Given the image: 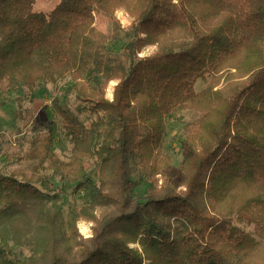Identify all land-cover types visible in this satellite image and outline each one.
<instances>
[{"label":"trees","instance_id":"1","mask_svg":"<svg viewBox=\"0 0 264 264\" xmlns=\"http://www.w3.org/2000/svg\"><path fill=\"white\" fill-rule=\"evenodd\" d=\"M35 1L0 0V93L32 103L52 83L71 158L55 124L3 158L27 167L0 173V264H264V0H61L49 13ZM122 6L134 21L116 22L120 53L94 24ZM147 44L158 52L139 56ZM185 108L200 114L176 173L163 149ZM55 177L84 204L66 212Z\"/></svg>","mask_w":264,"mask_h":264},{"label":"rangeland","instance_id":"2","mask_svg":"<svg viewBox=\"0 0 264 264\" xmlns=\"http://www.w3.org/2000/svg\"><path fill=\"white\" fill-rule=\"evenodd\" d=\"M61 0H36L34 3V10L36 12H51ZM132 6H122L116 8L113 16H108L105 13H96V29L109 37V46L114 51L123 52V47L127 43V38L124 32H116V22L121 28L127 29L134 21V16L131 13ZM159 50L158 44H147L139 53L141 57L153 56ZM119 80H112L106 88V98L112 100L114 97L115 87ZM204 88V83L200 80L196 85V90L200 91ZM0 93V173L9 174L16 169H26L27 163H16L7 165L3 162V158L15 151V148L21 145L22 148H29L31 142L39 138L45 127L55 124L59 130L55 152L64 161L71 158V145L61 131V122L59 116L56 114L52 100L55 93V88L52 83L44 82L42 87L37 92L34 102H19L18 97L21 95L16 91H2ZM31 107L34 111L36 121L25 124V109ZM199 112L191 108L177 109L168 117V132L166 136V144L163 152L172 157V170L176 173L181 171V166L185 159L186 152L189 149L188 145H183V140L187 137L188 132L186 125L194 122L199 117ZM186 126V127H185ZM191 138V137H190ZM181 139L182 142H181ZM189 139V138H188ZM52 182L56 187H63L65 193L60 199L59 203L63 205L65 211L73 207H80L84 204V197L81 193L74 192L68 188L65 182H62L59 177L53 178ZM162 178H160V183ZM93 221L81 219L78 222L79 232L84 238H91L93 236ZM134 247L140 248L139 243L131 244ZM10 251L13 258H26L32 256V247L30 245L17 246L10 244Z\"/></svg>","mask_w":264,"mask_h":264}]
</instances>
